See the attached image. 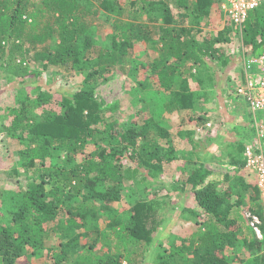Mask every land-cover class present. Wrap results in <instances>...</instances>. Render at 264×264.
Wrapping results in <instances>:
<instances>
[{
	"label": "trees",
	"instance_id": "trees-1",
	"mask_svg": "<svg viewBox=\"0 0 264 264\" xmlns=\"http://www.w3.org/2000/svg\"><path fill=\"white\" fill-rule=\"evenodd\" d=\"M216 13H223L216 0H0V65L6 74L26 81L32 74L26 65L31 51L32 60L46 69L62 66L85 74L77 91L62 93L56 101L60 112L52 106L53 93L37 85L36 96L26 94L2 114L4 119L12 117L3 128L22 142L21 161L37 175L34 184L19 196L8 197L1 207L0 264H37L31 258L47 247L52 223L61 216H67L58 223L66 228V235L80 232L46 253L50 264H234L225 252L238 248L244 218L253 238H245L248 257L243 264H264V239L258 238L239 210L241 191L234 201L235 186L222 188L218 182H207L212 170L205 162L193 169L187 181L202 209L201 217L206 218L205 232L167 245L155 235L164 226H155L154 202L146 201L151 194L135 199L129 218L111 205L123 201L125 181L133 178L135 168L145 169V178L154 180L166 163L180 159V153L155 118L139 125L108 117L95 85L108 80L116 67L124 68L130 49L146 42L157 55L150 66L134 65L133 76L140 66L147 70L145 79L137 81V94L143 92L159 103L154 108L160 111L151 110L153 117L162 111L189 113L200 92L218 88L224 80L219 73L240 59L223 47L238 30L236 25L226 18V25L215 30L212 16ZM145 14L148 18L140 20ZM183 21L185 25L180 24ZM107 22L112 31L105 43H99L93 29ZM205 26L215 31L206 35ZM157 30L160 34L155 38ZM243 34L246 54L262 55L264 5L251 12ZM190 73L199 91L190 87L186 77ZM149 90L156 92L155 99H150ZM190 119L201 127L209 120L201 115ZM153 127L165 142L150 139ZM242 140L241 157L230 160L240 169H244ZM252 178L239 177L238 187L251 190L248 210L261 217L264 232V205ZM104 212L113 215L110 221L102 219ZM91 233L94 241L83 243Z\"/></svg>",
	"mask_w": 264,
	"mask_h": 264
},
{
	"label": "rangeland",
	"instance_id": "rangeland-1",
	"mask_svg": "<svg viewBox=\"0 0 264 264\" xmlns=\"http://www.w3.org/2000/svg\"><path fill=\"white\" fill-rule=\"evenodd\" d=\"M177 8L174 12L177 13ZM215 30H220L226 25V17L222 13H216ZM148 15H143L140 20H146ZM192 14L188 13L187 20L192 21ZM186 21L180 24L185 25ZM191 23V22H190ZM203 32L214 30L207 26L203 27ZM214 30V31H215ZM93 34L97 42L105 43L106 36L109 34L111 24L109 22L103 23L100 27L98 24L94 27ZM160 32L157 30L155 38L159 36ZM243 31L237 30L231 34L232 40L223 44L225 51L232 54V57L244 55L247 51L244 44ZM203 35H198L197 39L202 41ZM131 56L127 65L123 67H116L115 71L110 75V78L104 82L99 81L94 90L97 98L102 101L103 108L108 117L114 116L118 123L130 124L137 121L142 125L149 118H155L159 125L168 130L170 140L180 153V159L166 163L163 167L162 173L157 179L145 178L146 171L143 168H135L133 170V178L125 181L123 196L124 199L120 203H112V207L119 209L120 214L124 218L130 216V205L135 202V199L146 194H151L146 201L154 202L153 215H155V226H164L163 232L159 235L164 244H170L173 241L180 243L184 237H191L193 233L205 232L207 229L206 218L201 217L202 209L198 205L194 190L191 184H188V178L193 169L199 167L203 162L212 170L208 181H215L220 183L222 188L235 186V192L232 200L236 201L239 191L243 198V203L239 207L240 213L248 210L250 206L249 193L250 189L244 190L239 188V177H245L246 181L252 180L253 175L243 168L240 169L236 165H232L231 161L235 157H239V145L241 140L248 135L249 124L244 120L248 119L247 103L243 102L242 97L233 100V92L235 88L241 83L243 66L242 61L233 63L227 66L219 75H222L224 80L220 83L218 88H206L196 98V107L189 113L185 112H161L157 116L152 115L151 110L159 103L154 100H148L145 93L137 94V81L144 80L147 70L140 66L139 71L135 76L131 75L134 65L145 63V66H150V61L157 55L151 46L146 45V42L137 44L135 48L130 49ZM33 51L30 52L27 66L32 72L31 76L26 81L14 78L5 73L0 65V220L2 218L1 207L8 197L12 195H21L30 184L35 183L37 173L32 168H27L21 161L19 154L23 147L22 142L16 138L11 137L6 130V125H9L12 117L3 118L2 114L8 106H17L18 100L26 94L36 96V86L42 85L43 90H50L53 93L52 106L57 112L61 109L55 106L56 101L61 99L62 93H70L77 91L82 85L85 74L81 72L70 71L62 66H51L48 69L42 66V62H34L32 60ZM20 61L21 57L16 56ZM198 69L194 67L193 72ZM190 87L200 90L196 77L193 74H186ZM153 81L155 78L152 79ZM150 99L157 95L154 90H149ZM154 96V99L156 98ZM163 99L164 96L159 94ZM165 99V98H164ZM163 99V100H164ZM48 108L51 104L46 105ZM222 110L224 116H221L219 110ZM153 110L160 111L159 108ZM6 114V112H5ZM239 114V122H235V116ZM111 115V116H110ZM204 116L212 119L210 130H202V125H195V122L190 118L193 116ZM238 116V115H237ZM223 118V120H222ZM234 121L231 122V119ZM237 124V125H236ZM225 125V126H224ZM156 127V126H155ZM223 127V128H222ZM151 140H162L157 130L153 127L150 135ZM240 142V143H239ZM241 157V156H240ZM239 157V158H240ZM243 158V153H242ZM231 160V161H230ZM143 169V170H142ZM228 178L226 179V177ZM10 193V195H9ZM199 213L196 216L192 211ZM102 219L110 221L113 215L104 212ZM243 216V215H242ZM61 216L60 220L67 218ZM244 218V217H243ZM60 220L52 223L53 230L46 239V248L38 250L36 257L31 258L37 264H50L46 258V253H50L56 247L60 246L62 241H67L75 232L71 231L68 235L65 234V229L58 227ZM104 221V220H103ZM248 221L241 222L238 229V248L232 251H226V255L234 264H243V259L248 257V248L244 245L245 238L251 239V230L248 229ZM106 222L104 221V228ZM80 232V231H78ZM77 232V233H78ZM88 238V239H87ZM82 239L83 243L93 242L95 235L91 233L89 237ZM199 238V237H197ZM97 249L101 245L96 246ZM168 252H170L168 250Z\"/></svg>",
	"mask_w": 264,
	"mask_h": 264
},
{
	"label": "built area",
	"instance_id": "built-area-1",
	"mask_svg": "<svg viewBox=\"0 0 264 264\" xmlns=\"http://www.w3.org/2000/svg\"><path fill=\"white\" fill-rule=\"evenodd\" d=\"M221 11L235 25L242 29L250 13L264 4V0H216ZM243 82L233 93V97H242L247 103L251 117V136L245 140L243 150L244 169L257 180L261 192V201L264 205V53L258 57L246 56L243 59ZM212 120H208L206 127L209 130ZM245 216L256 235L264 239L262 219L258 214L249 210L244 211Z\"/></svg>",
	"mask_w": 264,
	"mask_h": 264
},
{
	"label": "crops",
	"instance_id": "crops-1",
	"mask_svg": "<svg viewBox=\"0 0 264 264\" xmlns=\"http://www.w3.org/2000/svg\"><path fill=\"white\" fill-rule=\"evenodd\" d=\"M236 98H238V97H236ZM233 100H235V98L233 99ZM244 102V101H243ZM247 107H248V105H247ZM221 111V113H220V115L221 116H224L223 115V111L220 109L218 112H220ZM247 113H248V119H247V117L244 119L245 121H246V123H248L249 125V127H250V117H251V113H250V109H249V107H248V110H247ZM238 115V116H237ZM236 116H235V122L237 123V121L239 120V114H237ZM222 120H223V118H222ZM232 121H234V118H232L231 119V122ZM239 122V121H238ZM237 125V124H236ZM225 126V125H224ZM223 128V127H222ZM251 130H250V128H248V134H249V132H250ZM250 137V134H249V136H248V138Z\"/></svg>",
	"mask_w": 264,
	"mask_h": 264
},
{
	"label": "clouds",
	"instance_id": "clouds-1",
	"mask_svg": "<svg viewBox=\"0 0 264 264\" xmlns=\"http://www.w3.org/2000/svg\"><path fill=\"white\" fill-rule=\"evenodd\" d=\"M264 5V4H263ZM261 7V6H260ZM258 9V8H257ZM253 12V11H252ZM224 14V13H223ZM251 14V13H250ZM225 15V14H224ZM250 16V15H249ZM226 18H227V16H225ZM249 18V17H248ZM228 20H230L229 18H227ZM248 20V19H247ZM231 21V20H230ZM232 22V21H231ZM233 23V22H232ZM234 24V23H233ZM245 24H246V22H245ZM244 24V25H245ZM244 25H243V27H242V29H240V27H238L237 25H236V28L237 29H239V30H241V31H243V28H244ZM247 53V51L244 53V55H239V57H240V59H239V61L238 62H240V61H242L240 64H242L243 63V59H244V57H248V55L246 54ZM238 57V58H239ZM243 80H244V78H243V69H242V78H241V82H243ZM234 93V92H233ZM234 98V97H233ZM209 120H212V119H210V117H207ZM211 129V128H210ZM209 129V130H210Z\"/></svg>",
	"mask_w": 264,
	"mask_h": 264
}]
</instances>
